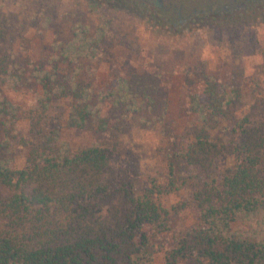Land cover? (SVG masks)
<instances>
[{
    "label": "trees",
    "instance_id": "16d2710c",
    "mask_svg": "<svg viewBox=\"0 0 264 264\" xmlns=\"http://www.w3.org/2000/svg\"><path fill=\"white\" fill-rule=\"evenodd\" d=\"M86 49L50 53L44 65L0 50V264H155L158 254L161 264H264V119L234 122L232 165L218 177L181 174L208 173L223 151L212 130L233 119L235 98L206 87L205 103L190 100V142L168 156L163 182L145 177L140 186L117 172L107 140L73 148L61 138L63 128L108 129L102 102L131 111L129 85L97 99L81 68L61 67L91 55ZM27 86V106L1 91ZM19 121L27 139H17L24 164L16 167L7 152ZM182 189L192 208L186 224L173 220L179 205L165 202Z\"/></svg>",
    "mask_w": 264,
    "mask_h": 264
},
{
    "label": "rangeland",
    "instance_id": "374dc122",
    "mask_svg": "<svg viewBox=\"0 0 264 264\" xmlns=\"http://www.w3.org/2000/svg\"><path fill=\"white\" fill-rule=\"evenodd\" d=\"M228 2L191 0L188 11L199 14L209 7H227ZM145 13L125 0H0V50L41 65L50 53L66 47L93 50L60 65L67 74L81 68L77 76L90 84L97 99L129 85L131 111L102 102L99 114L108 129L97 132L92 123L83 130L63 128L61 138L73 148L107 140L114 148L117 172L140 186L145 177L163 182L168 156L190 142L196 123L192 98L205 103L206 87L233 96V119L218 123L211 133L223 151L208 173L181 170L198 180L218 177L232 165L234 122L242 116L264 119V0L248 4L237 19L221 18L219 11L218 18L176 31ZM5 89L2 93L16 104L27 106L32 100L28 86L19 92ZM66 102L60 114L67 110ZM53 111L61 123L58 111ZM16 131L7 156L21 167L24 148L17 139H27L24 121L16 123ZM165 202L179 205L176 223L190 222L189 189L169 195ZM154 263L161 264V255Z\"/></svg>",
    "mask_w": 264,
    "mask_h": 264
},
{
    "label": "flooded vegetation",
    "instance_id": "af4514ba",
    "mask_svg": "<svg viewBox=\"0 0 264 264\" xmlns=\"http://www.w3.org/2000/svg\"><path fill=\"white\" fill-rule=\"evenodd\" d=\"M132 3L134 6L145 10L153 20H157L165 28H172L176 31L178 28H185L189 25H197L202 23L204 19L218 18V12H222L221 18L237 19L238 14L242 13L243 9L250 3L254 4L261 0H229L227 7L221 9L202 10L199 14L192 10L189 13L188 6L191 0H125ZM208 1V0H206ZM215 1V0H214ZM206 4L201 2V5Z\"/></svg>",
    "mask_w": 264,
    "mask_h": 264
}]
</instances>
